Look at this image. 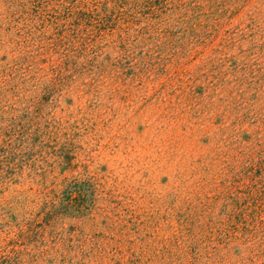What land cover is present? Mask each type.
Returning a JSON list of instances; mask_svg holds the SVG:
<instances>
[{"label":"rangeland","instance_id":"1","mask_svg":"<svg viewBox=\"0 0 264 264\" xmlns=\"http://www.w3.org/2000/svg\"><path fill=\"white\" fill-rule=\"evenodd\" d=\"M0 264H264V0H0Z\"/></svg>","mask_w":264,"mask_h":264}]
</instances>
